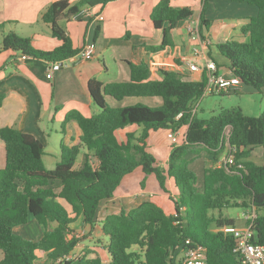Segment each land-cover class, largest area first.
Returning <instances> with one entry per match:
<instances>
[{
    "label": "trees",
    "instance_id": "obj_1",
    "mask_svg": "<svg viewBox=\"0 0 264 264\" xmlns=\"http://www.w3.org/2000/svg\"><path fill=\"white\" fill-rule=\"evenodd\" d=\"M110 1L114 0L52 1L42 13V20L50 26L51 36L61 41L59 46L37 49L30 37L10 31L3 35L0 49L48 61L71 57L79 50L72 46L60 22L78 18L83 10ZM228 1L253 6L256 14L246 17L247 22L240 26L244 40L227 39L209 45V56L220 70L230 69L240 78L239 88L247 86L260 92L264 87V0ZM201 3L198 26L201 37H205L204 32L211 25L206 16L209 0ZM193 14L190 6H174L171 0H159L150 19L153 27L162 32V40L157 45H145V49L157 51L170 45L171 30ZM213 46L227 64L212 56ZM127 64L128 80H88L87 92L100 111L91 115L77 110L66 113L65 121L75 120L81 135L76 145H60V160L53 168L45 166L44 145L38 138L12 126L0 127L5 147L4 166L0 169V264H52L68 254L79 242L76 237H68L73 231L72 223L81 216L82 225L92 228L100 200L113 197L123 177L136 168H141L145 176L153 175L166 193H170L167 181L171 179L178 191L176 199L169 197L173 212L167 213L156 202L146 200L129 210L108 214L100 221L101 232L109 238L103 246L108 260L102 262L96 251H84L65 264H182L177 250L185 239L206 248L207 264H240L232 250L233 236L223 229L234 227L235 220L222 215L224 208L239 205L260 211L253 228L256 242L264 245V164L248 159L254 147L264 148V110L251 116L239 106L227 107L210 117H200L195 106L203 96L204 72L196 79H186L176 70L159 69L160 77L153 79L148 61ZM156 97L160 99L158 105L142 102L143 98ZM2 99L0 94V105ZM130 126L139 129L127 130ZM182 127H186L182 142L171 144L166 166H159L156 156L149 151L150 132L178 133ZM226 128L228 143L235 148L234 163L216 165L225 148ZM119 131L124 139L118 137ZM81 148L95 157L96 166L85 154L81 167H74ZM198 148L213 159V165L202 173L200 185L198 175L190 167ZM209 210H217L218 216L213 217ZM30 218L44 227L38 240L14 232L16 226ZM213 222L215 230L210 228ZM51 223L55 225L50 227ZM134 245L143 250L142 254L130 250ZM37 250L45 252L50 263L38 262Z\"/></svg>",
    "mask_w": 264,
    "mask_h": 264
},
{
    "label": "crops",
    "instance_id": "obj_2",
    "mask_svg": "<svg viewBox=\"0 0 264 264\" xmlns=\"http://www.w3.org/2000/svg\"><path fill=\"white\" fill-rule=\"evenodd\" d=\"M52 1L56 0H0V43L4 34L14 31L18 35L30 37L32 45L37 49L51 50L59 46L61 41L51 36L50 26L42 20V13ZM75 1L77 0H70L71 3ZM158 1L114 0L103 6L85 9L78 18L60 22L74 48L80 51L85 46H92L94 53L90 59H83L79 51L63 59L61 67L51 79L46 77L50 61L31 56L20 59L22 53L19 51L0 49V94L3 95L0 127L12 126L38 138L44 145L43 162L46 156L52 164L47 166L44 162L45 166L53 168L60 160V145H76L81 135V129L75 120L65 121L66 113L77 110L84 115H91L93 109H96L86 88L89 79L95 78L102 82L128 80L130 73L127 61L137 63L140 60L148 61L150 77L153 79L160 77L159 69L176 70L186 79H196L202 72L190 75L192 73L182 57L189 55L192 46L186 25L198 20L200 8L197 9L198 14H195V8L191 7L194 10L193 16L179 22L171 30L170 45L157 51H148L145 45H157L162 40V32L153 27L150 19L151 10ZM171 4L189 6L185 0H171ZM224 5L233 8V11L224 13L216 27L211 24L204 32L211 46L217 43L213 37H221L222 41L230 39L233 32L236 29L240 31V26L247 22L246 17L256 14V9L246 4L232 2ZM98 14L102 15L101 20L96 18ZM126 33L129 35L127 38L124 37ZM240 35L238 41L244 40L245 36ZM111 64L117 68L113 78L109 76ZM187 71L190 74L185 73ZM155 100L160 102L158 97ZM136 128L130 126L127 130ZM185 130L186 127L184 133ZM153 132L155 131L150 132L148 138L149 147ZM184 133L179 130V134ZM85 154H89V158L92 156L88 150L81 148L75 168L81 167ZM4 161L5 147L0 139V169L4 166ZM53 185H57V182ZM118 187L113 197L100 200L94 226L90 228L82 225V230L89 232L87 228L93 230L98 227L101 230L99 223L106 215L119 213L121 209L129 210L149 200L145 189L118 192ZM168 188L171 190V187ZM152 201L162 207V199L155 197ZM78 218L81 222V216ZM14 232L28 239L38 240L43 235L44 227L30 218L25 224L16 226ZM80 245L86 244L82 242ZM39 251L41 250L36 251L37 261L43 262L45 259L47 262L46 253L41 251L43 254H40ZM101 260L106 262L108 259Z\"/></svg>",
    "mask_w": 264,
    "mask_h": 264
},
{
    "label": "rangeland",
    "instance_id": "obj_3",
    "mask_svg": "<svg viewBox=\"0 0 264 264\" xmlns=\"http://www.w3.org/2000/svg\"><path fill=\"white\" fill-rule=\"evenodd\" d=\"M187 4L195 8V14L197 13V9L201 8L202 3L200 0H185ZM224 3H232L228 0H209L208 7L206 10V16L211 19V24L215 25L217 24L218 20L223 18V14L227 12H232L233 8L227 7V5H224ZM253 7V6H249ZM231 8V9H230ZM256 9L255 7H253ZM184 31V30H183ZM241 32L239 29H236L230 39L233 40H239V36ZM21 36V35H20ZM214 41L219 42L222 41L221 37H213ZM212 56L217 60L219 63H225L227 64V60L219 55L215 47H212L211 50ZM224 71L227 70V68H223ZM117 68L114 64H111L110 66V77L113 78L116 76ZM187 74H190L188 71L185 72ZM190 75H193L190 74ZM121 78V77H120ZM157 98V97H156ZM156 98L147 100L149 98H143V103L147 104L149 106L152 105H158V102H156ZM239 106L242 111L251 116H257L264 110V87L261 89V91H256L254 89H250L247 86H242L237 91H231L229 93H214L209 95H204L200 98L198 103L195 106V112L200 117H210L212 115L217 114L222 108L227 107H237ZM96 109H93L92 113L99 112L100 109L95 106ZM139 128H136L134 130L138 131ZM228 131V129H227ZM181 133H184V127L181 128ZM152 140L150 142L149 151L156 155L157 157V163L159 166H166L168 154L171 147V140L167 137V131L166 130H157L152 133ZM118 137L120 139H124V134L122 132H118ZM180 137L182 139L183 134H180ZM198 153L194 154L193 160L190 163V167L196 172V174L199 177L198 185H200L202 173L204 170L210 166L213 165V159L211 155H208L202 148H198ZM228 152V146L225 144L224 151L222 152L220 159L216 165H223L224 160L226 159V155ZM249 160H252L255 163L258 164H264V148L261 146H256L253 148V150L250 152ZM91 163H93L94 166L97 164V160L95 157L91 156L90 158ZM44 162L47 166H51V162L48 161L47 157L45 156ZM142 182H144V187H141ZM167 185L171 187L170 193H166L158 188V183L153 175H144L141 168H136L131 173L125 175L121 181V184L118 187V192H131L137 188L145 189V194L148 195L147 198L149 200H152V198L157 197V199H162V207L166 212L173 211V203L170 200V195L176 199L177 198V190L175 189L171 179L167 181ZM152 192V193H151ZM156 192V193H153ZM157 192L159 194H157ZM160 196V197H158ZM255 211L256 213L260 212L259 210H255L251 206H233L224 208L222 210V215L231 217L235 220V227H242L246 225L245 216ZM213 217L218 216L217 210H209L208 212ZM100 224V223H99ZM55 223H51L50 227L54 226ZM101 225V224H100ZM73 231L69 233L68 237H76L79 239V246L77 247L76 251L79 253H82L83 251H96L98 255L102 259H108V253L106 249L103 247L109 242V238L107 235L103 234L100 230V228H95L93 230H89V232H85L84 234L82 231V224L80 222V218H77L73 222ZM210 228L212 230L216 229L215 223H211ZM226 231H230L233 228L232 227H226ZM225 228V229H226ZM85 230V229H84ZM75 232V233H74ZM79 234L78 236H75V234ZM82 233V234H81ZM26 238V237H23ZM28 239V238H26ZM85 242L86 245L81 246L80 243ZM131 251H138L143 252L142 249L138 248V246H132L130 248ZM40 254H43L41 251H39ZM143 259V257H141ZM42 262V261H39ZM43 262H46L44 259ZM48 263H50V260H47Z\"/></svg>",
    "mask_w": 264,
    "mask_h": 264
},
{
    "label": "built area",
    "instance_id": "obj_4",
    "mask_svg": "<svg viewBox=\"0 0 264 264\" xmlns=\"http://www.w3.org/2000/svg\"><path fill=\"white\" fill-rule=\"evenodd\" d=\"M84 12V11H82ZM96 18L101 20L102 15H96ZM199 21L193 20L187 23L186 30L189 39L192 42L191 51L189 55L182 57V61L187 64L188 70L191 73L204 72L206 75V84L203 90V96L221 93L231 92L236 90L241 85V80L238 76L234 75L230 69L226 71L220 70L217 63L213 58L209 56L210 42L206 37H201L199 33ZM94 49L92 46H85L79 51V55L83 59L92 58ZM27 58L26 54H21L20 59ZM62 60L50 61L46 69V77L53 78L54 72L58 70L62 63ZM180 116V114L178 115ZM228 128L224 130L223 140L228 146V152L223 165L233 164V152L234 147H231L228 143ZM167 137L172 143H181L179 132L167 131ZM240 166V165H239ZM257 213H252L245 216L246 225L242 227H232L230 230L233 236V252L238 255L240 264H264V245L256 242L255 231L253 228V221ZM226 228V227H225ZM227 230V228L225 229ZM83 234L86 232L81 231ZM75 233V232H74ZM81 233V234H82ZM69 235V234H68ZM79 234H75L78 236ZM77 245L68 254L58 257L52 264H65L66 262L80 257L82 253L76 251ZM178 259L182 264H207L206 260V248L201 245L192 242L190 239H185L181 246L177 250Z\"/></svg>",
    "mask_w": 264,
    "mask_h": 264
}]
</instances>
